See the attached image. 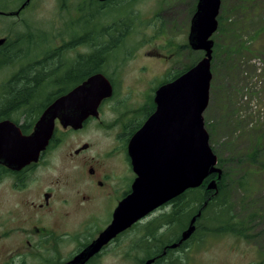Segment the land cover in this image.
<instances>
[{
	"label": "rangeland",
	"instance_id": "1",
	"mask_svg": "<svg viewBox=\"0 0 264 264\" xmlns=\"http://www.w3.org/2000/svg\"><path fill=\"white\" fill-rule=\"evenodd\" d=\"M23 1L0 0V12L13 11ZM91 1L31 0L14 17L0 15V37H12L14 33L17 41H34L35 36V53L58 52L65 69L73 64L77 54L84 57L91 50L87 42L74 49L58 47L62 41L76 36L73 28L81 40L84 31H89L93 23L97 27L111 23L114 46L107 50L106 68L115 88V102L111 104L123 110L120 114L124 115L123 120L131 113L136 119L141 115L144 117V112L152 106L155 88L167 78L166 69L171 74L179 72L204 55L203 51L192 50L187 45L196 0H114L102 21L103 14L89 15ZM218 16L216 31L210 37L213 40L212 77L202 118L209 145L217 155V161L218 157L223 161L217 166L228 175L223 197L226 203L224 206L209 205L203 212L205 215L195 224L181 259L183 264H254L264 258V171H252V166L239 158L255 144L264 147V34L255 35V31L264 25V0H220ZM8 27L11 29L7 30ZM24 31L26 34L18 37ZM29 36L31 38L27 39ZM55 56L56 53L50 60L55 61ZM25 61L17 58L12 68L18 69ZM48 66V70L53 67ZM7 68L8 65L0 68V85L7 78ZM25 68L30 70L27 65ZM51 85L54 84L47 82L42 88H52ZM98 136L99 133L94 138L100 140ZM260 157V163L264 162V154ZM240 181L254 182L256 188L247 193L249 190H244ZM221 217L235 223H249V233L215 232L217 221L213 218ZM138 235L135 227L92 264H136L140 254L131 252L129 240L135 239V244ZM84 238L77 237L76 240L81 243ZM74 246L76 244L66 243L61 250L66 255Z\"/></svg>",
	"mask_w": 264,
	"mask_h": 264
},
{
	"label": "flooded vegetation",
	"instance_id": "2",
	"mask_svg": "<svg viewBox=\"0 0 264 264\" xmlns=\"http://www.w3.org/2000/svg\"><path fill=\"white\" fill-rule=\"evenodd\" d=\"M112 1L114 0H92L90 6L94 12L91 10L89 15L92 14L93 17L95 14L98 17L103 14L100 17L102 21L106 18ZM30 2L31 0H24L17 9L1 10L0 15L14 17ZM93 24L89 31H84V38L81 40L74 27L76 36L62 41L58 46L74 49L80 43L87 42L91 48L87 56L92 60L89 67L76 64L77 54L72 64L75 68L64 69L58 52H55L57 59L55 58V64L50 62L53 67L48 70L45 61L53 53L40 51L36 54L34 35V41L24 42L17 41L14 33L12 37H0L3 39L0 43V68L8 65L7 70L9 69L7 78L0 85V99L5 94L9 96L0 104V122H13L22 134H29L47 106L75 85L66 91L45 87L24 90L22 92L25 98L16 100V79L42 77L57 81L62 79L58 77L65 76L69 71V78L88 73L80 81L82 82L99 72L112 85L111 95L99 100L97 115H88L79 127L64 126L55 119L52 134L44 149L39 152L37 160L18 169L0 163V264H66L110 224L115 208L132 192L137 175L132 167L128 144L153 110L146 117L141 115L136 119L131 113L123 120L124 115H120L123 110L112 106L111 103L115 102V88L112 76L106 72L109 55L107 50L114 46L111 41L112 24L105 22L98 27L96 23ZM9 29L11 28L8 27L7 30ZM30 38L31 36L27 39ZM39 55L40 58L32 59ZM17 58L26 61L18 69H13ZM37 62L38 64H34ZM28 63H33L30 70L25 68ZM169 75V69H166V76ZM7 82L10 90H5L2 86ZM20 102H24L26 106L20 105ZM152 102L154 103L153 97ZM97 133L100 140L94 138ZM190 189L187 188L146 213L103 244L83 264L95 262L108 247L135 227L139 237L135 244V239H130L129 242L131 252L140 254L136 264H183L181 253L186 251L192 237L191 235L180 241L182 232L193 216L189 202ZM183 199L186 203L182 208L180 201ZM77 237H85V240L79 243ZM10 238L11 241H8ZM66 243H74L76 246L69 248L64 255L61 247Z\"/></svg>",
	"mask_w": 264,
	"mask_h": 264
},
{
	"label": "water",
	"instance_id": "3",
	"mask_svg": "<svg viewBox=\"0 0 264 264\" xmlns=\"http://www.w3.org/2000/svg\"><path fill=\"white\" fill-rule=\"evenodd\" d=\"M220 0H196L187 36L192 50L204 55L175 78L160 84L153 93L154 109L132 135L128 153L137 177L132 192L113 212L110 224L97 238L66 264H83L103 244L139 220L149 211L195 188L211 174L208 190L217 186L221 176L217 155L208 142L202 113L208 104L212 77L210 61ZM3 39H0V43ZM112 93V85L102 73H94L56 98L41 113L29 134H22L9 120L0 122V163L18 169L37 160L53 130L54 120L77 128L88 115H97V104ZM196 212L180 241L195 231Z\"/></svg>",
	"mask_w": 264,
	"mask_h": 264
},
{
	"label": "trees",
	"instance_id": "4",
	"mask_svg": "<svg viewBox=\"0 0 264 264\" xmlns=\"http://www.w3.org/2000/svg\"><path fill=\"white\" fill-rule=\"evenodd\" d=\"M194 11H195V7H194ZM217 19L219 20V16L217 17ZM26 32L27 31H24L23 33H20L21 35H19L18 37H21V36L25 35ZM262 33L264 34V25L259 27L255 31V35L258 36L259 34H262ZM25 40L26 39H21L20 42H24ZM53 54H55V52ZM53 54L48 57L47 61H45V62H47V65L50 64L51 61L52 62L54 61V60H50V57L52 58ZM55 58L57 59V56H55L54 59ZM96 58H97V56H96ZM32 59H35V58L33 57ZM77 59H78V62L76 64H82L83 67H89L92 64L91 63L92 60L90 61L89 60L90 57H88V56H84L83 57V56L80 55V56L77 57ZM195 62L196 61H193L190 65L185 66L183 68V70H181L179 72H174L172 74L170 73L169 77H167L168 79L166 78V79L162 80L160 83H162L164 81L166 82V81H169V80L175 78L179 73H181L182 71L187 70ZM53 63H55V61ZM32 64L28 63L27 64V68H29V67L31 68ZM34 64H38V62L34 63ZM48 67H50V66H48ZM69 67H68L69 69H71L72 67L75 68V66H72V65L69 66ZM53 72L55 73L56 71L54 70ZM67 72H65V73H67ZM70 73L71 72L69 71L65 75L66 77H61L62 79L61 80H57V81L56 80H52L51 78L45 80V78H42V77H32V78H29V79H22V80L21 79H16L15 80V85H16L15 91H18L15 94L16 95V100L25 98L24 93L22 91H24V90H28V91H30V90H39L45 84H47V82H49L50 84H54V85L50 86L53 89H55V88L59 89L60 88L59 90L66 91L70 87L78 84L84 77H86L88 75V73H87L85 75H81V77H75V78L70 77L69 78L68 75ZM8 84H9V82L4 83L2 85L5 90L6 89H9V90L11 89V88H9ZM32 86H33V89H31ZM6 95H8V94H6ZM8 98H9V96H2V98L0 99L2 102H0V104L2 105L3 101L7 100ZM19 104L26 106V104L24 102H20ZM17 105H18V103H17ZM153 109H154V103H152V106H151L150 109H147L145 111V117ZM260 154H264V147L260 148L258 146V144H255L251 148V150L249 152L243 154L239 159H242V160L244 159V161L246 163H248L249 167L251 165L252 166V171L255 170V171L261 172L260 170L264 171V166L263 167L261 166V164H264V162L260 163L261 162L260 161V158H261ZM222 162H223L222 159L220 157H218V165L222 164ZM252 174H253V172H252ZM211 177L216 178L213 174H211L203 181V183L201 185H199L198 187L190 189L191 196H190V199H189L190 201L189 202H190V207H191V213H192V215H194L199 210L201 211V214L196 219L195 224H197L198 221L205 215L203 212L208 208L209 205L215 204V205L224 206L225 203H226L225 198H223V197H225V193L227 191L226 187L228 186L226 184V180L228 178L227 172L224 169H222L220 178L216 179L217 186H216L215 191L214 190H208L206 188V183H207V181L209 179H211ZM245 178H244V180H245ZM240 184L244 187V190H249L247 193H251V191H253L256 188V184L254 182H249V183L246 182V183H244V182L240 181ZM180 203H181V207L183 208L184 204L186 203L185 199L181 200ZM213 220L217 221V227L215 229V232H218V233H233V234L236 233V234H243L244 235V234L249 233V230H250L249 223H244V221L235 223V222L232 221V219L222 218V217L221 218H213ZM254 264H264V258H262L261 260L257 261Z\"/></svg>",
	"mask_w": 264,
	"mask_h": 264
}]
</instances>
